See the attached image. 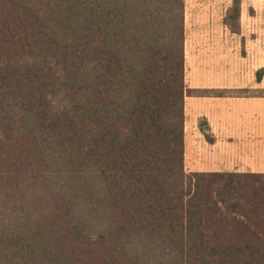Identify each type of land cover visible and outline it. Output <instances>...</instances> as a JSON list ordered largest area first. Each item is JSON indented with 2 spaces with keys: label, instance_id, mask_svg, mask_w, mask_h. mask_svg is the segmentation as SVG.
Returning a JSON list of instances; mask_svg holds the SVG:
<instances>
[{
  "label": "trees",
  "instance_id": "1",
  "mask_svg": "<svg viewBox=\"0 0 264 264\" xmlns=\"http://www.w3.org/2000/svg\"><path fill=\"white\" fill-rule=\"evenodd\" d=\"M184 6L0 0V264H264V173L184 169Z\"/></svg>",
  "mask_w": 264,
  "mask_h": 264
},
{
  "label": "crops",
  "instance_id": "2",
  "mask_svg": "<svg viewBox=\"0 0 264 264\" xmlns=\"http://www.w3.org/2000/svg\"><path fill=\"white\" fill-rule=\"evenodd\" d=\"M232 1L185 0L187 173H264V0H241L236 29Z\"/></svg>",
  "mask_w": 264,
  "mask_h": 264
},
{
  "label": "rangeland",
  "instance_id": "3",
  "mask_svg": "<svg viewBox=\"0 0 264 264\" xmlns=\"http://www.w3.org/2000/svg\"><path fill=\"white\" fill-rule=\"evenodd\" d=\"M254 14H262V13H260V12H259V13H256V12H255Z\"/></svg>",
  "mask_w": 264,
  "mask_h": 264
}]
</instances>
